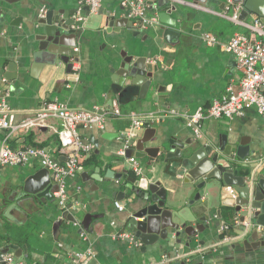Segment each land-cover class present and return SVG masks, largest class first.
<instances>
[{
    "label": "crops",
    "instance_id": "1",
    "mask_svg": "<svg viewBox=\"0 0 264 264\" xmlns=\"http://www.w3.org/2000/svg\"><path fill=\"white\" fill-rule=\"evenodd\" d=\"M227 1L180 0L169 2L163 9L158 7V12H170L183 30L178 42L169 43L164 38V24L142 29L129 27L122 0H104L97 12L87 16L84 10L85 17L77 19L83 34L78 51H73L79 58L75 75L59 59L55 65L45 64L32 71V52L40 34L41 17L49 11L63 17L78 10L80 0H0V103L11 108L12 121L21 122L48 100H59L74 109L106 113L103 129L79 126L81 138L92 143L94 149L81 153L76 174L63 179L69 210L61 208L54 197H21L27 178L44 168L39 160L30 158L22 165L1 169V252L27 264H69L72 254L87 251L94 257L85 264H264V248L257 247L255 229L246 230L249 222H242V213L235 211L239 196L235 187L208 180L202 197L195 199L198 190L194 184L184 183L183 171L176 174L175 185L167 184V166L160 167L157 178L178 199V206L185 213L183 220L193 217L201 229L196 235L163 248H146L140 242L119 237L128 232L124 221L132 211L131 199L123 200L121 192L126 190L129 173L137 175L125 155L118 153L125 145L123 132L130 126L129 114L163 108L186 113L207 109L225 93L231 81L238 84L243 77L235 55L209 45L204 38L211 34L226 42L241 33L252 40L260 39L247 27L220 15ZM76 15L77 12L72 16ZM255 17L257 14L251 13L245 21L252 23ZM122 54L143 56L149 63L157 64L155 79L162 90L157 93L152 89L141 98L139 86H122L123 79L116 71ZM114 101L118 102L121 116L110 114ZM50 124L53 128L18 132L9 144L12 148L40 146L65 162L66 155L60 152L55 131L61 122L54 119ZM146 128H154L164 138L196 136L184 118L167 117L134 130L130 140L142 136ZM6 134L7 130L0 129V141ZM201 134L204 140L220 134L227 135L229 143L241 139L250 146L252 154L247 161L239 159V174L251 179L264 173V117L254 108L247 109L241 117L206 118ZM138 162L143 175L149 169L147 158ZM125 169L128 174L123 173ZM50 174L54 176L51 171ZM116 201L124 206L122 211L115 206ZM87 214L92 215L89 229L83 226ZM202 217L204 221L200 220ZM7 245L17 248L10 247L6 252ZM0 264L7 263L0 259Z\"/></svg>",
    "mask_w": 264,
    "mask_h": 264
},
{
    "label": "water",
    "instance_id": "2",
    "mask_svg": "<svg viewBox=\"0 0 264 264\" xmlns=\"http://www.w3.org/2000/svg\"><path fill=\"white\" fill-rule=\"evenodd\" d=\"M147 1L151 6L157 4L162 9L170 2ZM232 1L242 4V20H245L249 14L255 13L264 22V0ZM84 10L87 16L91 12L89 5H86ZM76 12L77 9L60 17L59 14L49 11L41 17L40 34L36 36L37 44L34 45L32 52V71L43 68L45 64L55 65L58 59L67 65L69 71L72 70L71 56L83 34L78 20L72 16ZM159 17L161 23L166 26L164 38L169 43L178 42L183 30L179 28L177 19L168 11L159 12ZM126 20L128 26L133 27V22L128 18ZM121 56L116 71L123 79L120 82L122 86H139L141 98H145L152 89L157 93L162 90L155 79L159 71L157 64L149 63L143 56L126 54ZM75 60L78 61L79 58L76 56ZM201 138L195 136L184 139L174 135L164 138L158 136L154 128H146L142 136L134 137L129 141L125 158L127 160L133 157L147 158L149 169L140 176L130 174L128 169L123 171L129 173V176L125 185L126 190L121 192L122 199H131L129 203L132 207V211L124 221L126 230L134 236L135 242L142 243L146 248L157 246L163 248L165 244L180 243L183 238H190L201 229L199 224L194 223L193 217L183 220L185 213L178 206V199L174 194H170L172 191L166 187V183L157 178L160 175V167L167 166V174L164 175L167 177V184L175 185L176 174L183 171L184 183L194 184L195 189L198 190L195 199L202 197L208 180H217L228 187H235L239 194L235 211L242 213L240 218L242 222H249L246 230L255 229L253 233L257 236L255 239L257 247L264 248V237L259 238L262 234L257 229L259 226L264 227V173L250 179L240 175L237 170L239 159L244 160L252 154L250 146L241 139L229 143L228 136L221 134L205 140V137ZM53 174L52 177L50 170L44 167L30 175L25 182L21 197L25 200L30 196L32 200L42 197L52 199L56 181V173ZM65 214L69 213L65 212ZM91 219L92 215L87 214L83 221L85 229H89ZM200 220L204 221V218ZM250 240L251 238H248V241ZM10 247L17 248L7 245L6 252ZM92 262L95 263V260Z\"/></svg>",
    "mask_w": 264,
    "mask_h": 264
},
{
    "label": "built area",
    "instance_id": "3",
    "mask_svg": "<svg viewBox=\"0 0 264 264\" xmlns=\"http://www.w3.org/2000/svg\"><path fill=\"white\" fill-rule=\"evenodd\" d=\"M104 0H80L76 19H83L84 7L90 6L91 12H97ZM157 1V0H153ZM170 2H179L180 0H168ZM194 7H199L197 3H191ZM122 6L126 17L133 22L137 29L146 28L150 25L161 24L158 6H151L147 0H122ZM243 6L241 3H235L228 0L225 9L220 13L221 16L230 19L238 26L247 27L252 34L260 39L252 40L247 35L236 33L226 42H221L211 34L204 35L209 45L219 46L220 48L232 52L240 68L243 69V77L238 84L231 81L221 97L213 100L207 109H198L193 113H186L175 108H163L155 111L145 112L143 114H129L131 119L130 126L123 132L125 145L119 150L120 155H125L129 147L134 130L150 126L155 122H160L167 117H182L186 120L188 126L193 128L195 135L200 137L202 124L206 118H234L241 117L249 108H254L257 113L264 117V22L260 17H255L252 23H247L241 19ZM75 52L78 48H74ZM75 54L71 56L73 64L72 71L77 74L79 63L75 60ZM11 108L6 103H0V129L7 130L4 139L0 141V172L7 165H22L30 158L39 160L41 165L56 173L57 183L53 190L54 198L61 208L69 210V198L63 182L67 176L76 174L81 153H89L94 149V145L84 141L79 134V126H96L103 129L106 123V113L99 110L74 109L66 103L59 100L45 101L36 112L19 123H14L11 119ZM114 116H121L122 112L118 102H113L110 112ZM57 119L61 122V127L55 129L59 140L60 152L66 155V161L61 162L53 157L45 148L40 146H27L12 148L9 139L18 132H29L39 130L44 127H52L50 122ZM264 161V157L261 159ZM247 161V159L245 160ZM133 171L141 175L142 169L139 166L138 159L130 158L128 160ZM236 197V194H234ZM115 206L122 211L124 206L116 201ZM227 229L228 226H224ZM258 231L264 236V227L259 226ZM119 237L125 238L130 242L136 243L134 236L130 232H122ZM94 257L91 251L76 252L70 256L69 264H85L87 260ZM0 259L7 264H27L17 261L12 254L0 251Z\"/></svg>",
    "mask_w": 264,
    "mask_h": 264
}]
</instances>
